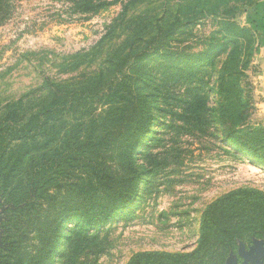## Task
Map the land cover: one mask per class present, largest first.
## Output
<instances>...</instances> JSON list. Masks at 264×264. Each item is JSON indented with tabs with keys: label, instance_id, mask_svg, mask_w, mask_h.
Returning a JSON list of instances; mask_svg holds the SVG:
<instances>
[{
	"label": "rangeland",
	"instance_id": "1",
	"mask_svg": "<svg viewBox=\"0 0 264 264\" xmlns=\"http://www.w3.org/2000/svg\"><path fill=\"white\" fill-rule=\"evenodd\" d=\"M220 1L103 0L84 14L75 0H0V120L13 111L26 121L51 85L100 97L64 125L123 106L98 161L73 162L28 200L18 229L2 226L0 195V264H250L240 248L264 247V164L219 124L224 58L209 57L222 41ZM111 206L107 222H84Z\"/></svg>",
	"mask_w": 264,
	"mask_h": 264
},
{
	"label": "trees",
	"instance_id": "2",
	"mask_svg": "<svg viewBox=\"0 0 264 264\" xmlns=\"http://www.w3.org/2000/svg\"><path fill=\"white\" fill-rule=\"evenodd\" d=\"M259 1H220L217 5V31L222 41L213 48L209 58L216 55L218 59L224 58L217 74L219 124L224 139L262 166L264 128L247 127L254 110L252 89L246 91L242 84L249 80L248 72L252 68L258 35L251 27L240 25L236 20ZM73 5L84 14H94L104 6L103 0H75ZM219 48L224 49L218 53ZM249 87L252 88L250 82ZM50 95L49 103L26 121H19L13 111L0 120V195L9 206L7 219L2 223L7 228L6 232L22 226L28 200L55 188L58 178L68 173L73 162L89 168L98 161L111 130L121 121L123 106L109 103L100 115L92 114L87 119L64 125L61 119L67 113L87 104V100L96 101L100 97L91 87L64 90L52 85ZM56 122H61V125L57 127ZM111 209L112 206L106 215L86 211L84 222L98 227V224L108 221ZM233 236L228 238L230 245L237 238Z\"/></svg>",
	"mask_w": 264,
	"mask_h": 264
},
{
	"label": "crops",
	"instance_id": "3",
	"mask_svg": "<svg viewBox=\"0 0 264 264\" xmlns=\"http://www.w3.org/2000/svg\"><path fill=\"white\" fill-rule=\"evenodd\" d=\"M242 19L243 25L251 27L258 35L252 68L248 72L254 108L248 122L253 127L264 128V0L244 13Z\"/></svg>",
	"mask_w": 264,
	"mask_h": 264
},
{
	"label": "water",
	"instance_id": "4",
	"mask_svg": "<svg viewBox=\"0 0 264 264\" xmlns=\"http://www.w3.org/2000/svg\"><path fill=\"white\" fill-rule=\"evenodd\" d=\"M240 256L250 264H264V247L262 242H253V245L249 248L248 251H244L240 248ZM237 258L231 256L228 259L227 264H236Z\"/></svg>",
	"mask_w": 264,
	"mask_h": 264
}]
</instances>
